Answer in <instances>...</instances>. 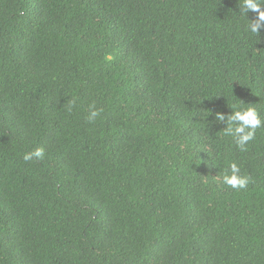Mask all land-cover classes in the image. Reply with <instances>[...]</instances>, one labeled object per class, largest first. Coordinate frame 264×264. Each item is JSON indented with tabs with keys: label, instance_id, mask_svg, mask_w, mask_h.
Masks as SVG:
<instances>
[{
	"label": "trees",
	"instance_id": "trees-1",
	"mask_svg": "<svg viewBox=\"0 0 264 264\" xmlns=\"http://www.w3.org/2000/svg\"><path fill=\"white\" fill-rule=\"evenodd\" d=\"M239 6L0 0V264H264V127L241 151L216 118L264 121Z\"/></svg>",
	"mask_w": 264,
	"mask_h": 264
},
{
	"label": "clouds",
	"instance_id": "clouds-1",
	"mask_svg": "<svg viewBox=\"0 0 264 264\" xmlns=\"http://www.w3.org/2000/svg\"><path fill=\"white\" fill-rule=\"evenodd\" d=\"M239 14L246 18L247 24L244 29L247 33L257 36L264 30V0H239ZM251 11L256 14L254 19H248L247 13ZM75 104V100L69 102L68 108L71 110ZM233 111L225 117V115L217 113V120H226L227 125L224 134L232 137L234 143L241 151L247 150L248 142L251 141L258 128L264 127V121L261 120L256 108L248 106L241 108L232 106ZM102 109L96 108L95 105L90 106L87 119L89 122L95 121L100 116ZM45 150L43 147H37L30 152L23 154V160L28 162L34 159H43ZM230 175L223 177L225 184L233 189H244L250 182V177L240 174V167L237 163L230 164Z\"/></svg>",
	"mask_w": 264,
	"mask_h": 264
}]
</instances>
